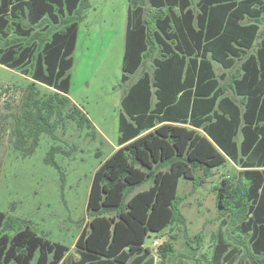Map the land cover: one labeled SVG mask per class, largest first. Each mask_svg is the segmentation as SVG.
<instances>
[{
	"label": "trees",
	"instance_id": "1",
	"mask_svg": "<svg viewBox=\"0 0 264 264\" xmlns=\"http://www.w3.org/2000/svg\"><path fill=\"white\" fill-rule=\"evenodd\" d=\"M88 8L85 0H0V65L31 80L11 131L23 157L42 134L91 126L68 97ZM262 18L264 0H129L117 149L92 178L77 256L0 211V264H171L176 235L154 251L145 239L185 228L181 178L196 189L228 162L238 170L214 188L220 227L202 264H264ZM238 61L231 81L215 71L214 64L230 70ZM6 93L0 87V97ZM54 153L44 162L54 164Z\"/></svg>",
	"mask_w": 264,
	"mask_h": 264
},
{
	"label": "rangeland",
	"instance_id": "2",
	"mask_svg": "<svg viewBox=\"0 0 264 264\" xmlns=\"http://www.w3.org/2000/svg\"><path fill=\"white\" fill-rule=\"evenodd\" d=\"M85 2L89 8L78 22L73 65L68 71V97L91 126L71 123L59 129L57 137L42 134L34 152L23 157L13 149L11 131L13 116L20 111L31 80L0 65V87L7 89L0 97V211L24 220L38 235L66 245L74 258L75 242L88 220L86 206L92 178L116 146L120 98L128 84L121 83V67L129 0ZM144 70H151L150 61ZM217 72L222 71L217 68ZM37 87L42 93L49 91ZM51 147L56 148L54 164L44 162ZM237 170L228 162L214 169L215 175L196 189L181 178L177 194L185 199L180 205L185 228L178 225L174 231L150 233L145 246L154 251V240L161 244L176 235V259L171 264H202L204 257L210 259L220 227L214 188ZM196 235H202V242L194 240Z\"/></svg>",
	"mask_w": 264,
	"mask_h": 264
},
{
	"label": "crops",
	"instance_id": "3",
	"mask_svg": "<svg viewBox=\"0 0 264 264\" xmlns=\"http://www.w3.org/2000/svg\"><path fill=\"white\" fill-rule=\"evenodd\" d=\"M122 57H123V55H122ZM240 65H241V61H238V62H236V64H235V66L232 68V69H230V70H224V69H222L221 67H220V65H218V64H214V68H215V71H216V73L218 74V75H221V74H227V81H231V79L233 78L232 76H239V74H240ZM217 68H219L222 72L221 73H218L217 72ZM234 72H236L235 74H234ZM139 75H137V77H138ZM137 77L135 78V79H133L132 80V82L134 81V80H136L137 79ZM226 84V81H224V82H222V84ZM229 94H231L230 92H229ZM122 96H123V94H122ZM122 96H121V98H122ZM121 98H120V101H121ZM117 148H116V146L113 148V151L114 150H116ZM154 242V241H153ZM153 242H152V245H153Z\"/></svg>",
	"mask_w": 264,
	"mask_h": 264
},
{
	"label": "built area",
	"instance_id": "4",
	"mask_svg": "<svg viewBox=\"0 0 264 264\" xmlns=\"http://www.w3.org/2000/svg\"><path fill=\"white\" fill-rule=\"evenodd\" d=\"M157 245H158V242L157 241H154L152 246L153 247H156Z\"/></svg>",
	"mask_w": 264,
	"mask_h": 264
}]
</instances>
